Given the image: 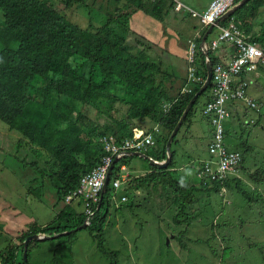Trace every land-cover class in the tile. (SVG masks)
I'll use <instances>...</instances> for the list:
<instances>
[{"label": "trees", "instance_id": "trees-1", "mask_svg": "<svg viewBox=\"0 0 264 264\" xmlns=\"http://www.w3.org/2000/svg\"><path fill=\"white\" fill-rule=\"evenodd\" d=\"M241 1L237 0V3ZM177 2L178 0H117L116 11L109 13L104 23L97 24L89 19V24L84 29L72 23L50 0H0V122L19 132L23 137L21 143L26 141L36 157L40 158L44 153L47 156L43 161V168L38 166L37 161L33 164L36 173L41 176V187L31 189L28 195L41 198L43 189V199L54 196V208L62 206L48 225L41 226L37 221H32L27 230L22 229L15 241L10 240L0 250V264H33L34 248L40 242L48 240L31 241L25 254V241L30 235H57L52 240L67 239L61 242V246L68 247L73 243L77 232L82 230L88 231L98 242L103 256L111 259L110 264H119L120 252L108 249L104 237L110 208L113 201L116 204L119 190L137 196L138 190H142L150 182L153 184L154 193L145 198L144 204L148 199H158L159 208L166 206L171 210V206L177 207L172 216L177 225L190 226L195 218L201 217V214L199 216L195 212L199 207L197 194L203 191L207 195L226 191L231 194L238 192L250 205L264 202L262 194L244 189L249 186L245 185L243 177L238 173L215 180L210 176L208 182L200 186L195 183L186 184L172 177L173 173L179 172L176 171L177 151L173 150L177 135L184 125L188 124L190 127L199 100L206 95L207 105L214 98L212 83L194 102L174 137L171 145L173 159L167 168L160 169L152 165L150 174L131 178L129 183L115 193L113 185L119 179L121 166L137 157L127 155L115 164L99 210L97 205L93 207L92 215H89L82 208L81 202H66L70 193L81 188L82 177L109 155L104 147V138L113 137L119 144L133 138L134 126L130 123L132 120L149 119L160 126V133H154L155 145L146 149H152L156 158L142 153L155 160L165 161L170 135L191 99L206 80V57L201 51V38H197L194 64L198 83L190 85L192 92H185L189 84L186 76L182 88L171 96L170 90L165 88V74L161 75L158 63L149 57L148 51L155 43L150 38L145 40L146 37L135 30V24H130L133 20L136 24L143 22L146 15L165 24L171 13L180 14L183 10L189 11V14L184 15L194 16L191 12L194 10L182 2L180 3L185 7L177 10ZM63 4L64 10L78 6L90 13L93 11V5L87 0H64ZM260 6H264V0H249L224 19L220 26L226 27L235 18L237 22L243 23L239 24L242 30L245 28L246 33H251V22L256 15L254 12ZM179 18L183 22L187 21L183 15ZM212 34L213 32L210 36ZM263 39L257 41L262 42ZM247 42L257 45L253 39ZM262 46L264 47V43ZM258 47L264 51L261 46ZM209 53L213 67L222 64L212 50ZM261 73H264V66L258 64L254 73L245 72L241 75V78L250 83L245 87V93L248 92L249 95V88L254 83L252 77ZM31 92L35 95H31ZM251 99L255 104L252 110H263V104ZM89 107L99 112L108 109L114 118L113 127L104 129L102 125L90 121L84 114V110ZM121 107H126L124 118L119 116L123 112ZM230 112L232 119L224 123L226 130L227 125L235 118L234 113L231 110ZM262 119L259 114L255 124H259ZM210 128H213L211 124ZM240 128L243 132L244 127L240 125ZM228 134L227 130V141ZM258 143L264 145L263 141ZM227 144L231 148L229 142ZM238 146L243 150L239 151V169L246 171L245 179L256 185L264 184V165L254 170L243 167L245 154L253 151V146L248 139H244V134L241 135ZM207 152L209 153V146ZM208 161L211 169L216 171L212 164L215 159L211 155L202 166L205 168ZM203 178H207L206 175ZM124 198V201L121 199L122 202L127 200ZM212 203L214 201L210 200L209 204ZM145 207L156 208L150 204ZM161 213L163 215L164 212ZM85 223L86 227H82ZM79 227L82 228L77 230ZM55 263L59 264L57 258Z\"/></svg>", "mask_w": 264, "mask_h": 264}, {"label": "rangeland", "instance_id": "rangeland-1", "mask_svg": "<svg viewBox=\"0 0 264 264\" xmlns=\"http://www.w3.org/2000/svg\"><path fill=\"white\" fill-rule=\"evenodd\" d=\"M50 1L60 12L63 11L61 13L66 14L72 23L84 29L88 26L89 19L97 24L104 23L108 14L114 13L118 7L117 0L116 3L115 0H87L93 5V11L90 13L78 6L64 10V0ZM178 1L200 13L201 0ZM185 13L189 11L183 10L180 14ZM180 14L171 13L165 24L154 21L148 15L143 22L136 24L133 20L130 24V26L135 24V30L145 36V40L150 38L155 43L148 51L149 57L158 63L161 75L165 74V88L170 90L171 96L182 88L187 70L185 56L187 59L188 44L194 40L189 39L192 22H183L179 18ZM191 17L190 19L195 21L196 17L193 15ZM157 35L160 37L159 40L155 38ZM30 94L35 95L34 92ZM249 96L263 104V110L260 112L246 110L249 108L243 106L242 112H247L244 121L239 123L237 120L235 127H228V140L232 149L243 152L238 144L241 135L244 134V139L249 140L253 151L245 154L243 167L254 170L264 165V145L258 143L264 142V77L257 81V85L253 84L249 88ZM206 99L205 95L199 100L191 123L189 122L191 128L188 124L184 125L177 135L173 150L177 151L175 160L178 165L188 163L192 158L210 157L207 152L208 140L201 138L197 132L199 138L193 139L194 130L202 132L205 127L208 131L210 127L202 115ZM121 110L123 112L119 116L124 118L126 107H121ZM84 114L90 121L102 125L104 129L113 127L114 118L108 109L99 112L89 107L84 110ZM259 114L263 119L259 124H255ZM246 120L248 123H245ZM130 123L134 128H146L142 126L145 123L150 127L156 125L149 119H136ZM240 125L244 127L243 132ZM150 127L147 129L148 132H153ZM22 138L19 132L0 122V250L4 249L10 240L15 241L22 229L27 230L32 221H37L41 226L48 225L62 207L59 205L54 208V196L43 199V189L41 198L28 195L31 189L41 187L39 182L41 176L36 173L33 164L37 161L38 166L43 168L45 166L43 161L47 156L44 153L40 158L36 157L26 141L21 143ZM143 152L156 158L152 149ZM196 161L197 163H190L189 168L182 167L183 173H180L184 177H181L179 172L173 173L172 177L193 185L192 183L196 181V170L200 165L198 163L200 161L198 159ZM127 167L133 178L144 177L151 173L152 164L142 157H133L128 161ZM200 171L201 168L197 170L198 178ZM190 173L192 177L189 176ZM245 174L246 171L243 169L238 172V175L243 177L245 185L249 186L244 189L262 194L264 198V184L249 183L245 179ZM153 193L151 182L142 190H138L137 196L121 190L117 192L115 200L120 209L117 210L113 201L110 217L104 228V237L108 249L120 252L119 264H264V202L259 201L256 205H250L238 192L231 194L226 191L207 195L203 191L197 194L199 199L197 206L201 212L198 209L195 212L199 216L201 214V217L195 218L192 225L188 226L173 222L172 216L177 209L175 206H171V210L162 205L163 208H159L158 199H148L145 204L156 208L145 207V198L151 197ZM122 196L127 198L125 202H122ZM157 200L158 203L155 205ZM210 200L214 203L209 204ZM161 211L164 212L163 215ZM63 241L50 239L40 242L34 248L32 263L56 264V258L59 264L111 263V259L103 256L98 242L86 230L78 231L73 243L68 247L61 246Z\"/></svg>", "mask_w": 264, "mask_h": 264}, {"label": "built area", "instance_id": "built-area-1", "mask_svg": "<svg viewBox=\"0 0 264 264\" xmlns=\"http://www.w3.org/2000/svg\"><path fill=\"white\" fill-rule=\"evenodd\" d=\"M177 3V9L185 7L179 1ZM236 4L237 0H213L204 12L200 14L194 11L191 12L200 18L204 27H209ZM224 42L234 45L235 53L229 62L217 64L213 68L212 96L214 98L207 103L202 111V114L209 119L213 127L208 146L209 155L215 159L212 164L216 167V171H213L209 166V161L206 162L205 168L201 167L199 177L207 180L210 176H212V180H215L216 178L223 179L228 175L238 173L241 166V154L239 151L229 148L224 123L232 119L230 106L241 102L249 109L255 107L252 99L245 93V87L250 83L241 78V75L245 72L254 73L258 68V64L264 66V51L257 45L247 42L245 34L234 22H231L229 26L219 28L218 36L209 42L208 48L213 52H217ZM195 49V41H191L187 52V59L190 64L189 84L184 90L185 92H191L192 87L190 85L196 84ZM245 123H248V121ZM153 130V132L135 133L132 139L125 140L123 144L117 143L113 137L104 138V147L109 155L102 159L100 165L82 177L81 188L70 193L66 197V202L68 204L81 202L85 212L92 215L93 207L100 202L108 171L114 159H121L127 155L131 156L136 152L142 153L147 147L154 146V133H160V129L157 127ZM124 170L125 166L122 165L119 179L113 185L115 193L128 182V175H123ZM203 175H206L207 178H203ZM122 200L124 201L125 198L123 197Z\"/></svg>", "mask_w": 264, "mask_h": 264}, {"label": "crops", "instance_id": "crops-1", "mask_svg": "<svg viewBox=\"0 0 264 264\" xmlns=\"http://www.w3.org/2000/svg\"><path fill=\"white\" fill-rule=\"evenodd\" d=\"M213 0H201L200 2L202 3L201 5H200V7H201V9H200V13L201 12H203V11H205L208 7H209V5H210V3L212 2ZM183 3V2H182ZM204 3V4H203ZM186 5V4H185ZM189 7V6H188ZM190 9L191 10H194V8H192V7H190ZM194 11H196V10H194ZM254 13H256V15H255V17L253 18V20H252V26H253V29H252V32L251 33H246L245 32V28H243V30L241 29V27H240V25L241 24H243L241 21H239V22H237V20L235 19V18H233V20H231L226 26H229L230 25V23L231 22H234L235 23V25L237 26V27H239L241 30H242V32L245 34V36H246V38H247V41H249L250 39H253L255 42H256V44L258 45V46H261L263 49H264V47L262 46L263 45V43H264V39H263V41L261 42V41H257V39H262V38H264V6H260V7H258L257 9H256V12H254ZM189 14V13H188ZM190 16V15H189ZM188 15L186 16V15H183V18H186V20L187 21H191L192 22V33H191V35H190V40L191 39H194V41L197 39V38H199L201 35H202V31L205 29V27L202 25V23H201V21H200V19L198 18V17H196L194 20L195 21H192V19H190L191 17H189ZM186 21V22H187ZM240 24V25H239ZM219 33V31H217V29L215 30V33H214V37H216L217 36V34ZM158 37H159V35H157L155 38H157V40H159L158 39ZM160 38V37H159ZM193 41V40H192ZM196 42V41H195ZM189 45V44H188ZM188 49H189V47H188ZM187 49V50H188ZM234 53H235V47H234V45H232L231 43H228V42H224V43H222L221 45H220V47H219V49H218V60H219V62L220 63H222V64H226L227 62H229L231 59H232V57H233V55H234ZM185 63H187V61H186V56H185ZM187 69H188V66H187ZM186 76H187V70H186ZM255 77H252V80L254 81V85L256 84L257 85V82L256 81H260V79H262L263 77H264V73H261V74H255L254 75ZM206 79H207V77H206ZM249 79H251L250 77H249ZM251 86H253V85H251ZM250 86V87H251ZM247 95H248V92H247ZM248 97L249 98H251L249 95H248ZM243 106H245L244 105V103H241V102H239V103H236V104H234V105H232V106H230V110L234 113V116H235V118H234V120H232L228 125H227V127H235V125H236V121L238 120L239 121V123L240 122H242V121H244V118H245V116H246V113L247 112H245V113H243L242 112V110L244 109L243 108ZM203 115V114H202ZM203 118L206 120V122L208 123V126H210V121H209V119L207 118V117H205L204 115H203ZM142 126H146V128L145 127H143V128H140V127H136V128H134V134L135 133H139V132H147L148 130V127H150V126H148V125H146V123L145 124H142ZM159 128V125L158 124H156L154 127H150V129L152 128V129H155V128ZM189 128H191V126L189 127ZM228 130V129H227ZM209 131V132H208ZM208 131L205 129V127H204V130L202 131V132H199L197 129H196V131L194 130V136H193V139H198L199 137L197 136V134H196V132L197 133H199V135H200V137L201 138H203V139H206V140H208V143H209V141H210V139H211V137H212V129L209 127V129H208ZM134 136V135H133ZM229 142V141H228ZM199 160L200 162H198L200 165H199V167H198V169H200L201 168V166H202V164H203V162L204 161H206V160H208L209 159V157H207V158H192V160L190 161V162H188V163H183V164H181V165H178L177 164V166H176V171H179V173L180 172H182L183 173V168L182 167H188L189 166V164L190 163H197V161L196 160ZM160 162H162V161H160ZM127 165H128V163L127 164H125L124 166H125V170L123 171V175L124 176H126V175H128V182H126V183H129L132 179L131 178H133L132 177V175L130 174V172H128V167H127ZM189 168V167H188ZM197 169V170H198ZM197 170H196V173H195V179H196V181L195 182H193V183H196V184H205V183H207L208 182V180L207 179H202V178H198V176H197ZM151 172H152V169H151ZM181 174V173H180ZM185 175V174H184ZM190 177H192L191 176V173H190V175H189ZM181 177H184L182 174H181ZM190 177H188V178H190ZM134 178H136V177H134ZM199 185V186H200ZM123 197H125V196H122V198ZM121 198V199H122ZM151 206V205H150Z\"/></svg>", "mask_w": 264, "mask_h": 264}, {"label": "water", "instance_id": "water-1", "mask_svg": "<svg viewBox=\"0 0 264 264\" xmlns=\"http://www.w3.org/2000/svg\"><path fill=\"white\" fill-rule=\"evenodd\" d=\"M248 1L249 0H242L238 5H236L233 8H231L220 19H218L217 22L214 25H211L209 27V29L206 31V33L204 34V36L202 38V41H201V49H202V52H203L204 56L206 57V61H207L206 62V64H207V79H206V82L204 83V85L202 86V88L191 99V101L188 104L187 108L185 109V111H184V113H183L180 121L178 122L177 126L175 127V129L173 130L172 134L170 135V137L168 139V143H167V148H166L167 149L166 150L167 157H166L165 161H163V162H156V161L152 160L150 157L144 155L143 153H139V152L133 153V155H135L137 157H142V158L150 161L152 165H156L160 169L167 168L169 166V164L172 162L173 156H172V153H171V145H172V142L174 140V137L176 136V134L178 133L179 129L181 128V125H182L185 117L187 116L188 112L192 108L194 102L203 93V91H205L208 88V86L211 83L213 64H212V60H211L209 51H208V49L206 47L207 38H208L210 32L213 30V28H214L215 25H218L221 21H223L224 19H226L227 17H229L230 15H232L238 8H240L241 6H243ZM118 160H119L118 158H115L114 159V161H113V163H112V165H111V167H110V169L108 171V175H107V178H106L104 187H103V191H102V194H101V198H100V202L98 204L97 210H99L101 208L102 201H103V197H104L105 193L107 192V189H108V186H109L111 174H112L113 169L115 167V164L118 162ZM86 225H87V223H85L82 227H86ZM82 227L77 228V230L78 229H81ZM56 237H57V235L56 236H48V235H45V234H34V235H30L26 239V241H25V254L27 253L26 250H27L28 244L31 241H44V240L54 239Z\"/></svg>", "mask_w": 264, "mask_h": 264}, {"label": "clouds", "instance_id": "clouds-1", "mask_svg": "<svg viewBox=\"0 0 264 264\" xmlns=\"http://www.w3.org/2000/svg\"><path fill=\"white\" fill-rule=\"evenodd\" d=\"M238 4H239V3H237L236 5H238ZM236 5H235V6H236ZM177 10H178V9H177ZM194 12H196V11H194ZM203 12H204V11H203ZM196 13H197V12H196ZM201 13H202V12H201ZM199 14H200V13H199ZM194 16H195V17H198V16L195 15V14H194ZM221 17H222V16H221ZM221 17H220V18H221ZM198 18H199V17H198ZM220 18H219V19H220ZM199 19H200V18H199ZM216 22H217V21H216ZM221 22H222V21H221ZM221 22H220V23H221ZM220 23H219L218 25H215V26H214L213 30L210 32V34H211L212 32H213V34H212L211 36H210V34H209L210 38H209V36H208V38H207L206 47H207L208 51L211 50V49L208 48V45H209V42H210L213 38H215V37H214L215 30L217 29V31H219V28H221ZM212 25H214V24H212ZM210 26H211V25H210ZM210 26H209V27H210ZM209 27H205V29L202 31V35L199 37V38H201V41H202V38H203L204 34H205L206 31L209 29ZM217 36H218V34H217ZM193 41H194V40H193ZM200 47H201V45H200ZM201 51H202V49H201ZM187 52H188V51H187ZM202 53H203V52H202ZM209 54H210V53H209ZM203 55H204V54H203ZM214 56H215L216 58H218V51H217V52H214ZM186 60H187V66H188V69H187V77H189L190 64L188 63V59H186ZM206 62H207V61H206ZM206 65H207V64H206ZM194 68H195V73H196V71H197L196 69H197V68H196V65H195V64H194ZM213 68H214V67H213ZM212 73H213V69H212ZM200 82H201V81H200ZM200 82H199V83H200ZM205 82H206V80H205ZM205 82H204V83H205ZM197 83H198V79H197V75H196V85H197ZM204 83H203V85H204ZM211 83H212V79H211ZM211 83H210V84H211ZM194 85H195V84H194ZM201 88H202V87H201ZM201 88H200V89H201ZM200 89H199V90H200ZM191 92H192V91H191ZM205 106H206V105H205V103H204L203 108H202V111H203V109H204ZM246 110H252V109H246ZM246 121H247V120H246ZM246 121H245V122H246ZM252 121H253V120H252ZM159 127H160V126H159ZM150 158H152V157H150ZM152 160H154V161H156V162H160V161L155 160V159H153V158H152ZM75 203H76V202H75ZM81 206H82V204H81ZM82 208H83V207H82Z\"/></svg>", "mask_w": 264, "mask_h": 264}]
</instances>
